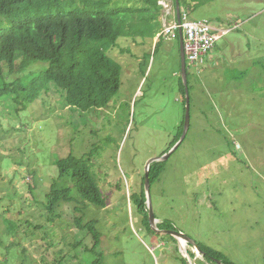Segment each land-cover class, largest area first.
Here are the masks:
<instances>
[{
	"label": "rangeland",
	"instance_id": "rangeland-1",
	"mask_svg": "<svg viewBox=\"0 0 264 264\" xmlns=\"http://www.w3.org/2000/svg\"><path fill=\"white\" fill-rule=\"evenodd\" d=\"M180 3L189 21L235 29L186 64L190 124L150 185L157 224L131 198L184 117L179 41L159 38L178 23L172 0L160 1L154 39L122 37L108 52L121 77L106 108L81 113L54 84L25 110L0 106V264H221L161 230L230 264H264V0ZM70 155L86 162L107 204L83 205L74 192L50 222L45 196ZM76 206L96 223L97 250L75 225Z\"/></svg>",
	"mask_w": 264,
	"mask_h": 264
},
{
	"label": "trees",
	"instance_id": "trees-1",
	"mask_svg": "<svg viewBox=\"0 0 264 264\" xmlns=\"http://www.w3.org/2000/svg\"><path fill=\"white\" fill-rule=\"evenodd\" d=\"M160 1L0 0V106L8 102L17 106V110H25L41 97L49 84H54L65 93L68 107L81 113L106 108L118 92L121 77L120 65L108 52L122 37L154 39L159 34L155 20L163 10ZM172 4L175 9V0ZM176 40L179 41V36ZM42 64L46 66L30 71L32 66ZM10 76L15 79L9 80ZM180 93L185 113L182 79ZM183 123L184 117L163 154L180 139ZM56 166L58 178L50 186L44 205L50 222L61 203L73 202L74 192L83 205L87 202L98 208L106 207L107 201L84 160L70 155L57 161ZM162 168V162L151 165L150 185L158 179ZM68 181L73 187L67 185ZM141 185L140 194L131 200L146 214L144 176ZM75 211L80 214L75 218L76 227L87 230L93 243L91 251L97 250L101 234L95 221L83 223L84 209L76 206ZM166 229L171 230L169 226ZM199 247L205 253L204 258L221 261L209 250ZM221 264L230 263L222 260Z\"/></svg>",
	"mask_w": 264,
	"mask_h": 264
},
{
	"label": "built area",
	"instance_id": "built-area-1",
	"mask_svg": "<svg viewBox=\"0 0 264 264\" xmlns=\"http://www.w3.org/2000/svg\"><path fill=\"white\" fill-rule=\"evenodd\" d=\"M179 31H185L183 35V51L185 62L189 66L201 62L204 57L213 48L215 42L221 38L220 35L209 24H191L176 25L174 29L163 28L162 35L167 40H174ZM224 33L225 30H219Z\"/></svg>",
	"mask_w": 264,
	"mask_h": 264
},
{
	"label": "water",
	"instance_id": "water-1",
	"mask_svg": "<svg viewBox=\"0 0 264 264\" xmlns=\"http://www.w3.org/2000/svg\"><path fill=\"white\" fill-rule=\"evenodd\" d=\"M176 10L179 13V4H178V0H176ZM179 53H180V74H181V79H182V83L185 87V113H184V123H183V130H182V134L180 139L178 140V142L162 157H158V158H153L150 161H148L146 163L145 166V172H144V190L145 193L147 195V203L148 204V212H149V221L150 224L153 226L154 221L156 220L153 216V212H152V208H151V204H150V198H149V191H150V182H149V168L151 166L152 163H157L159 161H165L176 149L177 147L180 145V143L183 141V139L186 136V133L188 131L189 128V124H190V104H189V97H188V88H187V66L185 63V57H184V51H183V36L180 33L179 34ZM154 227V226H153ZM160 235H170V236H174L175 238H177L178 242L179 240H184L185 241V245L187 244H191L192 247H196L198 249V247L187 237H185L182 233H178V232H174V231H159L158 232ZM183 249L184 248H181ZM182 254L184 253L181 250ZM199 252L202 253V251L199 250ZM183 256H185L183 254ZM187 258V256H185Z\"/></svg>",
	"mask_w": 264,
	"mask_h": 264
},
{
	"label": "bare ground",
	"instance_id": "bare-ground-1",
	"mask_svg": "<svg viewBox=\"0 0 264 264\" xmlns=\"http://www.w3.org/2000/svg\"><path fill=\"white\" fill-rule=\"evenodd\" d=\"M178 4H179V2H178ZM175 10H176V0H175ZM176 13H177V24L176 25H183V24H185V23H191V24H209L207 21H205V20H203V21H199V22H194V21H189V20H187V18H186V13H185V15H183V17H181V15H180V8H179V13L177 12V10H176ZM176 25H174L173 26V28L176 26ZM210 26H211V24H209ZM212 27V26H211ZM216 32H217V34L218 35H220L221 37H223V36H225L229 31H231L232 29H235V28H232V29H228V30H226V29H216V28H214V27H212ZM219 30H225V32L224 33H222V32H220ZM182 34V36L183 35H185L186 34V32L185 31H179L178 30V35L179 34ZM183 43H184V40H183ZM186 63V62H185ZM187 66V65H186ZM181 75V74H180ZM188 97H189V95H188ZM159 162H163V161H159ZM158 163V162H157ZM153 164V163H152ZM151 164V165H152ZM151 167V166H150ZM149 170H150V168H149ZM145 180V179H144ZM149 182H150V179H149ZM145 195H146V193H145ZM149 198H150V195H149ZM147 195H146V203H147ZM147 207H148V204H147ZM149 208V207H148ZM157 224V221L155 220L154 221V223H153V226H155ZM158 227V226H157ZM162 231V230H161ZM163 231H167V230H163ZM160 235V234H159ZM162 236H165V235H162ZM182 242H184V245L182 244ZM179 246L181 247V248H184V250H185V241L184 240H179ZM198 247V246H197ZM195 248V250L197 251V253H199L200 255H202V256H204L205 255V253L200 249V247H198V249L196 248V247H194ZM199 250L200 251H202V253L201 252H199ZM186 251V250H185ZM186 253V256H187V258L189 259V256H188V253L187 252H185ZM222 261V260H221ZM220 264V263H219Z\"/></svg>",
	"mask_w": 264,
	"mask_h": 264
}]
</instances>
